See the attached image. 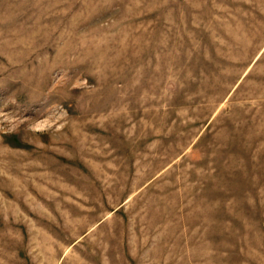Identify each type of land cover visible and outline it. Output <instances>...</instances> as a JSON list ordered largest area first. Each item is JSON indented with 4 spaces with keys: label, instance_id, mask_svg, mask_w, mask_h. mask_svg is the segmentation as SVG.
Returning a JSON list of instances; mask_svg holds the SVG:
<instances>
[{
    "label": "rangeland",
    "instance_id": "rangeland-1",
    "mask_svg": "<svg viewBox=\"0 0 264 264\" xmlns=\"http://www.w3.org/2000/svg\"><path fill=\"white\" fill-rule=\"evenodd\" d=\"M0 264H264V0H0Z\"/></svg>",
    "mask_w": 264,
    "mask_h": 264
}]
</instances>
